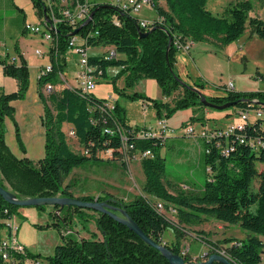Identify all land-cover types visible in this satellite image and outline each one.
I'll use <instances>...</instances> for the list:
<instances>
[{
    "label": "trees",
    "instance_id": "16d2710c",
    "mask_svg": "<svg viewBox=\"0 0 264 264\" xmlns=\"http://www.w3.org/2000/svg\"><path fill=\"white\" fill-rule=\"evenodd\" d=\"M32 1L41 21L44 15L49 16V8L41 0ZM56 1L57 5L52 10L57 17H61L60 1ZM151 1L171 35L183 34L195 42L214 39L226 44L237 40L248 26L252 34L264 38V20L258 16L248 17L252 9L249 0L230 4L221 15L212 14L205 6L206 0ZM77 2L85 3V0ZM100 4H89L90 12L94 10L92 19L76 34L85 37L89 47L108 46L115 51V55L108 58L104 56L108 53L89 55L88 63L97 68L96 72L100 71V78L107 76V68L119 67V74L112 77L124 74L127 88L133 87L141 78L155 79L162 95L170 97L168 102L151 100L158 118H169L178 110L192 108L195 114L188 122H203L204 109L208 107L201 103L200 95L190 88L202 89L203 86L197 81L192 85L185 82L186 86L181 83L182 79L174 70L176 49L172 44L168 59L165 57L167 33L154 25L148 35L141 37L138 29L144 31V28L138 24L134 14L110 7L97 8ZM75 5L76 0H73L71 9ZM114 16L119 24L113 21ZM82 21L71 25L69 19L61 18L55 29L45 25L53 37L49 49L53 64L50 71L38 77L39 95L44 106L41 123L45 140L44 155L36 161L26 156H15L5 141L4 120L8 117L15 127L16 142L25 153L14 107L10 102L25 97L29 85L27 64L24 59L19 63L6 58L0 60L3 73L18 82L16 91L0 94V185L20 198L74 197L69 191L72 185L70 181L63 185L74 167L89 159L109 161L122 156L120 134L105 132V128L118 123L127 132V143L132 145L129 154L150 151L149 155L139 157L144 174L142 192L145 195H136L129 201L109 194L97 198L90 195L78 198L85 201L105 200L124 209L147 236L180 255L181 234L189 226H197L208 219L238 225L249 232L245 239L225 237L221 243H211L206 238L208 233L203 230L196 232L209 245V253L224 250L233 264H261L264 247V241L260 238L264 237V115L253 122L246 121L242 129L236 128L229 136L202 138L204 146L201 153L207 179L200 188L186 184L175 188L171 180H166L162 156L165 135L136 137L134 133L141 128L126 123L124 108L117 103H114V110L104 123L98 109V103L103 99L94 97L92 93L83 96L76 87H64L59 91L54 89L47 95L42 92L47 82L53 85L60 82L58 77L65 69L64 54L69 48L70 34ZM118 54L124 55V58L118 57ZM136 95L134 93L132 98H136ZM139 97L145 98L143 95ZM206 98L217 104L243 99L235 105L234 110L248 109L249 103L257 100L259 103L253 106L264 109V91H229L222 96ZM70 129L82 147L81 153L72 150L68 144L67 131ZM213 129L220 130V126L210 130ZM223 149L228 152L222 153ZM107 150L111 151V155L103 159L100 153ZM121 164L125 166L123 162ZM255 179L257 183L252 187ZM157 202L162 203V209L156 208ZM4 206L17 213L18 206L8 204L0 196V209ZM44 206L37 207L42 209ZM51 207L57 211L51 225L61 231L62 243L55 246L53 254L48 257V264H170L159 250L106 213L77 206ZM169 228L175 229L172 230L175 242L170 243L163 237ZM81 232L87 236L81 235ZM222 243L230 245L222 246ZM209 253H206V257ZM182 256L185 261H190L187 254Z\"/></svg>",
    "mask_w": 264,
    "mask_h": 264
},
{
    "label": "rangeland",
    "instance_id": "374dc122",
    "mask_svg": "<svg viewBox=\"0 0 264 264\" xmlns=\"http://www.w3.org/2000/svg\"><path fill=\"white\" fill-rule=\"evenodd\" d=\"M72 1L73 0H67L68 6L71 5ZM90 1L114 4V0ZM238 1L242 0H206L205 6L212 14L221 15L227 6ZM249 1L252 3V9L249 11L248 17L258 16L264 20V0ZM13 4L17 5V7L8 8V10L3 12L0 16V28L2 23H8L9 19H12L8 30L5 31V34L0 35V37H2L1 43L4 40L6 45L16 43V41L18 43L17 39L20 37L22 47L26 50L27 55L36 58L34 52L39 50L44 56H46L45 58L50 61V64L48 65L53 64L49 54L50 41L46 40L41 32H32L23 28V23L25 21V23L29 22L34 25L39 24L41 31L45 29V26L38 21L33 1L13 0ZM135 15L139 17H147V19L152 20L156 15V10L150 5H143L142 9L138 13H135ZM101 50H103L101 54L104 52L106 54L108 53L107 48L98 46L91 48L89 53L96 55L100 54ZM14 51L15 54H13L14 56L12 57L19 61L22 58L19 48L17 50L14 48ZM190 52L194 55V62L191 61L190 63L191 68L189 74L192 77L194 70L198 74L201 73L200 75L203 77L204 87L211 88L217 91V93H226L227 86L230 83L234 85L235 91L240 92L258 91L256 89L261 88L264 89V38L253 35L248 26L235 41L226 44L214 39L198 41L195 42ZM45 58L44 61H46ZM67 64L69 67V74L77 69L79 70L81 67L78 56L75 54L69 55ZM48 65L46 64V66ZM178 69L179 71H184L182 74L185 73L182 63L178 68L174 65V70L177 73ZM112 74L113 71L108 69L107 76L99 78L96 87L92 92L96 98L106 99L112 104L115 103L116 98H118V100H124L125 98L128 101V104L130 102L135 104V106L132 104L131 107L127 105V108H125L126 111L129 109L130 117H134V124L153 123L152 125L154 126L155 116L153 115V112H156L155 107L150 105L148 109L145 108L146 110L143 111L138 103L140 94L135 96L136 99L132 98L133 94L131 91V94H126L125 92L128 90L124 88L123 76L120 78V75L115 78L112 77ZM182 74L179 73V77L184 82L190 83L191 81L189 78H186ZM194 76L197 80L200 77L196 74ZM72 84L75 85L74 82ZM29 86L31 89L29 95L26 91L24 98L27 102L25 104L31 103L35 100L33 82L31 85V81H29L28 88ZM42 92L44 95L48 94L44 89ZM204 96L207 97L205 94ZM120 105L122 106V104ZM234 107L235 106H230L225 109L208 107L210 114L205 116L204 123L201 120H194L185 125H193L196 133L195 135H183L184 126H174L178 128V131H176L177 136H175L172 141L168 139V143L163 146L162 156H164L166 180H171L175 188H178L179 185L182 184H186L193 188H200L204 184L207 179V173L205 171L201 153L204 144L199 133L204 127L211 129L216 126L227 127L231 123H239L241 121L240 116L235 112ZM175 113L169 117L170 123L172 121L175 122ZM177 114L180 113L177 112ZM247 114L248 120L253 121L255 118L254 110L249 109ZM124 116H128V112L126 114L125 110ZM7 124L6 121L5 128L7 127ZM171 125L173 126L174 124L171 123ZM5 141L9 144L11 151L16 154V156L20 157L23 155V152L16 142L14 132L6 130ZM67 141L72 150L81 153V145L78 143L75 136L69 134V130L67 131ZM26 147L27 146L24 145L25 153L28 154L29 157H40L44 153V146L43 150H41L42 147L40 145L36 144L32 145L33 148L30 147L28 150ZM106 156L108 155L103 154L102 158L106 159ZM121 162H123L125 166H123ZM69 181L72 184L69 191L73 195H79V197L90 195L97 198L109 194L117 199L129 201L136 195H145L142 192L144 174L138 155L130 157L120 156L119 159H110L109 161L93 159L85 160L82 164L72 169L70 175L64 180L63 185L65 186ZM256 183L257 180L255 179L252 182V187L256 185ZM152 200L154 199L152 198ZM16 210L19 223V229L17 232L19 241L30 253L39 256L44 264H48V257L53 254L55 246L62 243L61 231L59 228L51 225L55 220L54 215L57 214V211L50 205H45L42 209L37 206H18ZM172 217L173 215L171 218ZM172 219L176 221L174 217ZM205 227H207L205 230L209 231L206 237L209 236L211 243H221L223 238L233 236L235 239L240 238L237 240L245 239L246 234L249 233L238 225H231L224 229L218 228L215 219L208 220ZM91 228H93V225H91ZM172 230L175 231L173 228H169L165 231L163 236L165 240L170 241L175 237ZM187 230L192 231V228L189 226ZM196 233V235H198L199 232ZM82 234L87 236L85 233L81 232V235ZM179 243L182 247L181 249H188L187 255L189 254L193 258L197 257L198 259H201L200 257L203 256L206 251H208L207 253L210 252L209 245L203 239L200 237H192L189 233H182ZM220 245L228 246L230 243H222ZM190 256H188V258H190ZM261 258H263L264 264V247L262 248Z\"/></svg>",
    "mask_w": 264,
    "mask_h": 264
},
{
    "label": "built area",
    "instance_id": "2783aa9c",
    "mask_svg": "<svg viewBox=\"0 0 264 264\" xmlns=\"http://www.w3.org/2000/svg\"><path fill=\"white\" fill-rule=\"evenodd\" d=\"M45 6L49 8V12L47 16V19L45 17H42V21L40 20V24L42 23L44 26L49 25L50 28L55 29L58 22H60L61 18L63 19H69V22L71 25H75L79 23L82 20H85L90 13L89 4L88 2L85 3H79L76 0V5L74 9H71L70 6H68L67 0H59V4L61 6L60 13L61 17H57L52 10L54 6L57 5L56 0H41ZM119 10L122 11H128L132 14L138 13L143 5H150L153 7L151 0H114V4ZM113 21L116 24H119L118 19L116 16L113 17ZM138 24L144 28V31L151 29L154 25L157 24H163V17L157 16L153 20H145V19H138ZM24 29L29 30L32 32H41L43 37L46 40L52 41L53 37L51 35V32L49 28L45 27L43 31H41L39 24L34 25L29 22H26L24 24ZM91 34H88L90 36ZM171 44L175 47L176 52H183V53H189L191 48L194 46L195 41H193L191 38L183 35V34H173L172 35V42ZM89 46L86 44V38L77 36V35H70L69 39V48L67 49V52L70 54H75L78 56L80 69L77 71L76 78L78 79V84L76 88H78L79 93L81 95H89L93 92V90L96 87L97 81L100 78V71H97V68L95 66L89 65L88 58L89 53L87 51V48ZM35 53L38 56H41V52L39 50H36ZM115 51L113 49H108V55H104L105 58L109 56H114ZM15 58H11V61H14ZM51 65L44 66L39 73V76L42 74L47 73L50 71ZM61 74V73H60ZM52 90H54V85L47 82L44 86V91L49 93ZM227 92L234 91L233 84H229L227 86ZM256 104L255 101L252 103H249L248 109H235V112L240 116V122L235 124L231 123L227 127H220L219 129H213L210 130L208 128H202L199 135L201 138H215L216 136H229L230 133H232L236 128L242 129L244 123L246 121L253 122L255 118L263 117L264 115V109L262 107L255 108L253 105ZM264 106V105H262ZM98 109L102 113L103 116V122L105 123L107 120L106 118L113 112L114 110V103L112 104L110 101L103 99L101 102L98 103ZM249 109H253L255 113V118L253 121L248 120L247 112ZM167 122L165 118H160L157 121V126L155 128H141L137 130L134 135L136 137H150V136H161L165 135L167 132ZM105 132L109 134H114L115 132L120 134L121 141H122V156L130 157V156H146L150 154L149 150H146L141 153L136 154H129L130 149L132 148L131 144L127 143V132L124 130L123 126L116 123L113 125V127H107L105 128ZM184 133L185 134H196L195 129L193 125H187L184 127ZM69 134L72 136H75L73 130H69ZM228 150H222V153H227ZM100 154H106L108 156L111 155V151L107 150L104 153ZM209 169L207 168V171ZM20 198V197H19ZM157 209H162V203L157 202L156 204ZM19 229V223H18V215L15 212L10 211V209L7 206H4L0 209V264H44L42 259L35 255L30 253L24 245L19 241L17 237V232ZM188 252V249H181L180 253L182 255H186ZM222 255H225L224 250H218L216 251ZM226 256V255H225ZM206 254H203L201 258H205Z\"/></svg>",
    "mask_w": 264,
    "mask_h": 264
},
{
    "label": "crops",
    "instance_id": "0c3cea01",
    "mask_svg": "<svg viewBox=\"0 0 264 264\" xmlns=\"http://www.w3.org/2000/svg\"><path fill=\"white\" fill-rule=\"evenodd\" d=\"M85 2L98 3V2L90 1V0H85ZM160 5L165 7L163 2H160ZM12 7H17V5L13 4V0H0V16H1V14L3 12H6L8 10V8H12ZM35 13H36V11H35ZM36 16L38 18V21L40 22L41 18H39L37 13H36ZM135 16L137 17V19L149 20V19H147V17H139L137 15H135ZM157 16L158 15L156 13V15H155V17L153 19H155ZM10 21H12V19H9L8 23L4 22V23L1 24L0 35L1 34H5V31L8 30V28L10 26ZM24 24H25V21L23 23V28H24ZM1 38L2 37H0V60L6 58L8 61H11V58H14V57H12V56H14L13 54H15L14 48L16 50L19 48V52H20V55L22 57L21 59L25 60V62L27 64V67H28L29 81H31V85H32V82L34 84L33 92L35 94V96H34L35 100H33L31 103H27V104H25L27 102V100H25V98L21 99V100H19V99L18 100H12L10 102V104L14 107V117H15L16 123L18 124L19 130H20L21 139H22L24 145L27 146L26 147L27 150L30 147L33 148L32 145H34V144L40 145L42 147L41 150H43L45 137H44V127H43V125L41 123V119H42V116H43V113H44V106H43V102H42V100L40 98V95H39L38 77H39L40 70L44 66H46V64L47 65L50 64L49 63L50 61H48L45 58L46 56H44L43 53H41V56H38L34 52V55H36V58H33V56H31V55H27L26 50H24L23 47H22V43L20 41V37H18V39H17L18 43L16 41V43L7 44V45L4 42L5 40L1 43ZM10 40H9V42H10ZM50 44H51V41L49 43V49H50ZM98 47L112 49V47H108V46L107 47L106 46L105 47L98 46ZM91 48H93V47H88L87 48L88 53L90 52ZM102 52H103V50L100 51V54ZM89 54H91V53H89ZM103 54H106V53L104 52ZM69 55H70V53H68V52H66L64 54V62H65V66L64 67H65V69H64L63 73L59 74L58 78H59L60 82L54 85V89L55 90L59 91V90H61L64 87L74 88V87L79 86V84L77 85L78 79L76 78L78 69L69 74V67H68V64H67V60H69ZM91 55H93V54H91ZM118 57H123L124 58V55H119L118 54ZM44 58H45L46 61H44ZM21 59L19 61H17L16 58H15L14 61L19 63L21 61ZM191 61L194 62V55H192L191 52H189V53H183V52L176 53V55H175V65H176V67L178 68L179 65L182 63V66H183V68L185 70V73L182 74L184 71H179V69H178V74L181 73L186 78L188 77L189 80L191 81L189 84H191V85L193 84L194 80H196L197 82L202 84L203 89H199V90L203 94H205L207 96H222V95L227 94V92L226 93H217V91H215V90H213L211 88L204 87V84H203L204 81L202 79L203 77L200 75L201 74L200 71H199L200 74H198L194 70V72L192 73V77H191L190 74H189L190 73V68H191L190 67ZM108 69L113 71L112 75H115V74L119 73V68L118 67H109V68H107V71H108ZM195 74L200 76L198 80L194 76ZM122 76L124 78V85H125V75L124 74L121 75L120 78ZM73 82L75 83V85L72 84ZM124 88L128 90V91L125 92L126 94H131V92H132V94H134V93L140 94V95L144 94L143 96H145L146 99H143V98L139 97V100H138L139 101L138 102L139 103V107L143 111L146 110L145 108L148 109V107L150 105H152V101H151L152 99L166 101V102L170 101V99H169L170 97H164L162 95L161 89L159 88L156 80L152 79V78H141V79H139V80H137L135 82L133 87H131V88L124 87ZM17 89H18L17 80L15 78H13V77L5 75L3 73L2 65L0 64V94L2 92L11 93V92L16 91ZM30 89L31 88L29 86V88L27 90L28 95H29ZM256 90L263 91L264 89L261 88V89H256ZM234 91H235V88H234ZM93 96L96 97L94 94H93ZM127 102L128 101L125 98H124V100L123 99L118 100V98H116V100H115V103H117L120 107L123 106L122 108H124L126 114L128 112V116L125 117V119L127 118L126 123L128 125L134 126V127H138V128H142V127H146V126H149L147 128H155L157 126V121L160 118H158L155 115L156 112L155 113L153 112V115L155 116L154 117L155 118V121H154L155 125L154 126L152 125L153 123L152 124H148V123H143V124L135 123L134 124V122H135L134 117L133 116L130 117L129 109L126 111L125 108H127V105L129 107H131L132 104L134 106H135V104L133 102H130L128 104ZM255 102H257V100ZM120 104H122V106ZM262 105H264V104H262ZM177 112H179L180 114H177ZM177 112L175 113V122L174 121L171 122V123L174 124L173 126L169 122V118H165L166 122H167V128H168V130H167V132L165 134V145L168 143V139H170V141H172V139L175 138V136H177L176 135V131H178V128H176V127H178V126H182L183 127V124H186L189 121L190 117L195 114V112L193 111L192 108L178 110ZM204 114H205V116H208L210 114L208 108L204 109ZM6 121L8 123L7 127H6V130L9 131V132L11 131V132L15 133V127L13 126L11 120L8 117H5L4 122L6 123ZM174 126H176V127H174ZM220 127H223V126H220ZM204 128H206V127H204ZM183 135H185L184 132H183ZM6 144L8 145V147L10 149L9 144L8 143H6ZM162 151H163V148H162ZM14 155L16 156V154H14ZM43 155H44V153L40 157H29L28 154L23 153V155L20 156V157L26 156V157L36 161L39 158H41ZM73 196L77 197V198L79 197V195H73ZM208 220H210V219H208ZM208 220L202 222L201 224H199L197 226H192L191 227L192 231L186 230L184 233L185 234L189 233L192 237H195V238L200 237V236L196 235L197 234L196 231H198V230H203L205 233H209V231L205 230L207 228V227H205V225L208 222ZM215 223H217L218 228H222V229L227 228V227L232 225V224H228V223H225V222H218L216 220H215ZM246 236H247V234H246ZM206 238L210 240L209 236H207ZM260 238L264 241V237L263 236L260 237ZM237 239H240V238H237ZM169 242L170 243L171 242H175V237L172 238V240H170ZM207 252L208 251H206L204 254H206ZM188 256H190V255L188 254ZM201 260H204V258L198 259L197 257L193 258V257L190 256V261L198 262V261H201ZM261 261H262L261 264H263V258H261Z\"/></svg>",
    "mask_w": 264,
    "mask_h": 264
},
{
    "label": "water",
    "instance_id": "95a60500",
    "mask_svg": "<svg viewBox=\"0 0 264 264\" xmlns=\"http://www.w3.org/2000/svg\"><path fill=\"white\" fill-rule=\"evenodd\" d=\"M100 7H110L115 10L118 8L110 3H101L97 6ZM45 12V8H44ZM94 14V10L89 13V16L81 22V24L76 27L70 35H76L79 29L88 24L92 16ZM45 19L47 16L44 15ZM157 27L164 30L168 35V43L165 51L166 60L168 59V53L172 42V35L168 28L163 24H157ZM152 29V28H151ZM139 34L141 37L148 35L150 32L149 30L143 31L138 29ZM183 85H187L184 81L181 80ZM193 91L197 92L200 95L201 103L206 107L216 108V109H225L230 106H235L237 103L243 101V99L231 100L224 102L222 104L213 103L207 100L206 96L196 87H190ZM258 104L259 102H255ZM0 196L2 199L11 205L17 206H38V205H57L60 208L64 206H77L80 208H87L92 209L96 212L106 213L112 216L115 220L121 222L122 224L126 225L130 230H132L136 235H138L145 243L149 244L150 246L156 248L161 252V254L168 260L170 264H212L213 262H220L222 264H233L225 255H222L218 252L209 253L206 259L201 261H185L184 257L180 254L173 253L169 250L164 244H159L149 236H147L141 228L130 218L127 212L119 207L109 204L107 201L102 200L98 201L96 199L92 201H85L77 197H63V196H52V197H34V198H19L16 196L15 193L11 192L10 190L4 188L0 185Z\"/></svg>",
    "mask_w": 264,
    "mask_h": 264
},
{
    "label": "bare ground",
    "instance_id": "6f19581e",
    "mask_svg": "<svg viewBox=\"0 0 264 264\" xmlns=\"http://www.w3.org/2000/svg\"><path fill=\"white\" fill-rule=\"evenodd\" d=\"M89 2V1H88ZM40 20V19H39ZM87 25V24H86ZM78 26V25H77ZM149 105V104H148Z\"/></svg>",
    "mask_w": 264,
    "mask_h": 264
}]
</instances>
